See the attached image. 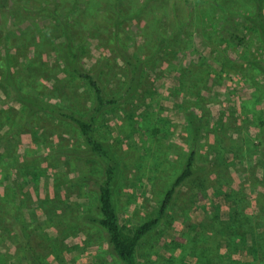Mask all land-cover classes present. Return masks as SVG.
I'll return each mask as SVG.
<instances>
[{
    "label": "trees",
    "instance_id": "1",
    "mask_svg": "<svg viewBox=\"0 0 264 264\" xmlns=\"http://www.w3.org/2000/svg\"><path fill=\"white\" fill-rule=\"evenodd\" d=\"M151 1L145 0L141 3L140 0H0V90L5 94V105L14 111L11 103L21 104L24 116L23 120L15 125L12 138L8 136L4 138L0 134V241L6 234L13 235L20 249L17 253L13 251L14 254L9 258L6 257L5 263H1L0 249V264H15L11 260L13 258L16 260L18 255H25L30 248L34 253L26 255L27 264H52L50 261L44 262L43 257L46 258L51 252L50 246L41 248L38 229L27 223L24 208H29L32 203L37 202L36 212L45 215L49 225L53 223L55 215L59 221H66L65 218L59 217L63 213V211L59 213L61 206L59 200H62L61 203H67V200L63 201L66 196L62 198L56 196L63 189V182L57 181L58 176H62L56 172L60 163L52 174V183L49 184L44 197L38 195V186L30 191L24 187L31 181L30 177H33L32 181L36 183L38 178L49 177V165L54 166L59 161H64L71 167L74 165L73 161H95L100 164V172L80 173L66 186L80 189L81 194L84 189L93 191L96 197L95 208L93 210L86 204L88 209L83 213V218L88 223L97 224L104 231L110 250L122 264H139L137 253L140 244L170 216L184 187L194 191L190 194L192 200L197 199L199 195L204 198L216 195L224 197L226 203L224 206L214 205L206 208V229L197 235L196 242L198 238L200 242L191 248L192 251L201 250L206 264H249L244 260L245 254L253 256L259 264H264L263 162L261 160L250 162L245 145L228 144L224 132L219 136L218 127L214 142L218 148L216 155L212 158L207 155L198 167L196 163L199 160V153L205 145L202 142L203 137L209 139L207 133L216 124L207 120L205 115L188 109L186 105L182 109L192 136L181 172L168 188L158 208L148 212L142 222L130 226L121 221V213L116 202L120 162L110 142L97 134L99 121L103 114L113 107H129L144 99L146 79L143 71L147 62L171 56L169 52L171 49L178 54L196 47L192 32L193 23L187 22L183 16V19L175 21L170 27L164 26L161 24L162 19L157 17L155 10H152ZM193 15L189 14L188 20L194 22ZM39 17L48 18L56 24L63 32L65 41L56 43L52 39L48 40L47 34L50 30L41 29L43 33L36 28L48 45H28L26 38L30 36L37 40V33L31 31L20 35V26L27 20L36 22ZM254 18L255 20L249 21L260 29L259 34L264 42V13L259 10ZM128 19L135 22L141 19L138 25L144 35L148 36L147 42L141 45L143 46L141 55L130 52L128 44L123 40V31L128 25ZM72 25L91 30H99L104 26L103 30L107 28L112 33L107 38L108 43L112 44L110 49L127 66L125 81L120 90L109 93V80L103 74L102 63L87 66L83 44L78 43L76 35L71 32ZM204 38L210 45L218 47L206 35ZM30 51L33 54H30ZM52 51L57 54L60 72H66L89 88L91 106L87 110L82 111L73 107L71 102L69 103L70 99L68 97L65 99L64 95L62 98L57 96L56 100L48 99L47 90L43 92L35 86L38 84L34 71L44 70L42 65L49 64L47 53ZM13 52H17V56ZM19 56L25 59L20 65L22 69L16 67L17 64L14 63ZM197 62L187 68L177 66V63H171L170 66L173 70L180 69L186 94L194 92V87H199L196 94L198 97V93L202 94L208 84L204 80L197 81V73L200 72L199 69H203L201 61ZM205 63L202 61V64ZM216 63L220 65L219 68L209 64L207 70L204 69L216 83L234 84L241 80L237 70L228 67L222 57L216 59ZM249 63L264 75V59ZM60 72H52L51 77L55 80L54 89L59 95L62 94V88L58 85L62 82L61 74L60 82L58 79ZM193 76L196 79H193ZM202 97H199V101ZM45 118H52L58 125L65 123L73 127L78 132L77 144L62 145L58 134L56 142L45 140V134L40 135L39 129L33 128L30 137L33 146L23 154L24 131L21 124L27 122L36 126ZM226 123L228 122L223 120L222 127L226 128ZM236 125L237 128L234 126V129L240 132L238 121ZM158 131L159 129H156V132ZM221 148L239 158L241 164L236 166L235 170L230 163H226ZM45 149L49 151L48 155L41 157L39 153ZM15 175L18 178V185H9L8 180ZM65 177L68 178L67 174ZM21 178L24 183L20 185ZM32 192L35 193V197ZM225 207L228 210L227 215L223 213ZM17 264L23 262L18 259Z\"/></svg>",
    "mask_w": 264,
    "mask_h": 264
},
{
    "label": "rangeland",
    "instance_id": "2",
    "mask_svg": "<svg viewBox=\"0 0 264 264\" xmlns=\"http://www.w3.org/2000/svg\"><path fill=\"white\" fill-rule=\"evenodd\" d=\"M144 1L140 0L141 3ZM151 3L152 10H155L157 17L162 19L161 24L164 26L170 27L175 21L183 19V16L187 22L193 23L192 32L196 47L178 54L171 49L169 50L171 56L147 62L143 71L146 79L144 99L129 107H113L107 110L99 121L97 134L110 142L120 162L116 202L122 223L130 226L139 224L146 218L148 212L158 208L168 188L182 170L192 136L182 109L184 105L205 115L207 120L216 124L207 133L209 139L204 136L205 133L202 134L204 136L202 142L205 145L199 153V160L196 163L198 167L207 155L211 158L216 155L218 148L214 142L216 129L219 127V136L224 132L228 144L245 145L249 161L255 163L261 160L264 169V75L249 63L264 59V42L259 34L260 29L249 21L255 20L254 16L259 10L264 13V0H223L211 3L210 6H205L201 0H152ZM192 13L195 17L194 22L188 20V15ZM140 21L141 19L136 22L128 19V25L123 31V40L128 44L130 52L138 55L143 53L141 45L147 42L148 37L140 29L138 25ZM104 22L106 23V19ZM71 27L77 42L83 44L87 66L102 63L103 74L109 80V93L120 90L125 81L127 66L110 49L112 44L108 43L107 38L112 33L107 28L103 30L104 26L99 30L85 29L78 25ZM36 28L40 31L50 30L47 34L48 40L52 39L56 43L65 41L63 32L56 24L48 18L39 17L36 22L27 20L20 26V35L31 31L37 33V40L30 36L26 38L28 45H48ZM205 35L217 46H226L223 47L226 54H223L222 59L228 67L237 70L241 76L240 81L234 84L228 82L220 84L209 77L205 71L206 67L210 66L209 64L214 68L220 67L216 63V58L221 50L218 47H211L208 43L206 45ZM13 53L16 56L18 54ZM30 54L33 52L30 51ZM47 60L49 64L42 65L44 70L34 71L38 84L35 86L43 92L47 90L48 99L56 100L57 96L62 98L64 95L65 99L67 97L70 99L69 103L71 102L73 107L82 111L90 108L91 95L86 84L66 72H60L55 51L47 53ZM24 61V57L19 56L14 63L17 64L16 67L22 69L20 65ZM197 61H201L203 65V69H199L200 72L197 73V81L204 80L208 84L202 94L198 93V97L196 94L199 87L193 88L195 93L186 94L180 69L173 70L170 66L171 63H177V66L187 68L194 62L197 64ZM202 61L206 63L202 64ZM54 71L60 72L59 82L60 74L62 75V82L58 83L62 88L60 95L54 89L55 80L51 79ZM193 79L196 78L193 76ZM4 98L5 94L0 90V134L4 138L7 136L12 138L15 125L23 120V108L19 103H11L14 111L10 110L9 106L5 105ZM223 120L228 122L226 128L221 125ZM237 121L241 133L234 129ZM55 122L52 118H45L36 126L27 122L22 123L24 131L22 153H26L27 149L33 146L30 138L33 128L39 129L40 135L45 134V140L56 142L58 134L62 145H76L78 132L68 124L58 125ZM156 129L159 131L156 132ZM221 149L224 151L226 163H230L235 170V167L241 164L239 158L232 152ZM48 152L45 149L40 151L39 155L43 157L48 155ZM73 164L71 167L64 161H59L54 166L49 165V177L38 178L37 183L30 177L31 181L24 187L30 191L38 186V195L44 197L49 184L52 183V174L58 166L56 172L62 176H58L57 181L63 182V189L56 196L60 198L66 196L63 201L67 200V203H61L62 200H59L61 204L59 213L63 211L59 217L65 218L66 221H59L55 215L53 223L49 225L47 217L36 212L37 202L32 203L29 208H24L27 223L38 229L41 248L50 246L51 252L46 258L43 257V260L52 264H122L110 250L104 231L97 224L88 223L83 218L88 206L93 210L95 208L96 197L93 191L84 189L81 194L80 189L66 186L80 173L100 172L101 166L95 161H73ZM27 175L28 173L26 178ZM19 181H22L20 185L24 183L22 178ZM7 183L18 185L17 176H13ZM193 192L184 187L170 216L140 244L137 253L139 264H206L201 250L194 252L191 248L200 242V238L196 242V237L206 229V208L214 205L224 206L226 203L224 197L216 195H210L209 198L199 195L197 199L192 200L190 194ZM32 194L33 197L36 196L34 192ZM223 213L228 214L227 207ZM16 244L17 240L13 235L6 234L2 237L1 263H5L4 260L14 254L13 251L16 253L20 251ZM30 252L31 254L33 252L31 248L25 255H18L19 257H16V260L13 258L11 262L17 264V260L20 259V262L27 264L26 255ZM244 260L249 264H259L248 254H245Z\"/></svg>",
    "mask_w": 264,
    "mask_h": 264
},
{
    "label": "crops",
    "instance_id": "3",
    "mask_svg": "<svg viewBox=\"0 0 264 264\" xmlns=\"http://www.w3.org/2000/svg\"><path fill=\"white\" fill-rule=\"evenodd\" d=\"M202 2H203V4L205 5V6H210V4L211 3H213V4H215V3H217V2H219V1H223V0H201ZM203 32V31H202ZM204 42L206 43V45H207V43L209 42L208 40H206L205 38H204ZM209 45H210V43H208ZM211 47L213 46V45H210ZM223 47H226V46H223ZM222 46L220 47V46H218V48L222 51V53H220L221 54V56L219 55V54H217V58L216 59H221V57L223 56V54H226V52L224 51V48H223Z\"/></svg>",
    "mask_w": 264,
    "mask_h": 264
}]
</instances>
